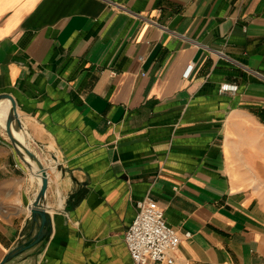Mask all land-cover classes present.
Masks as SVG:
<instances>
[{"label":"crops","instance_id":"crops-1","mask_svg":"<svg viewBox=\"0 0 264 264\" xmlns=\"http://www.w3.org/2000/svg\"><path fill=\"white\" fill-rule=\"evenodd\" d=\"M2 94L52 218L9 264H135L147 197L192 234L173 264H264V0H0ZM40 186L0 134V262Z\"/></svg>","mask_w":264,"mask_h":264},{"label":"built area","instance_id":"built-area-1","mask_svg":"<svg viewBox=\"0 0 264 264\" xmlns=\"http://www.w3.org/2000/svg\"><path fill=\"white\" fill-rule=\"evenodd\" d=\"M223 57L222 53L218 54ZM194 65H189L184 78H189ZM236 86L223 84L221 92H234ZM182 237L189 239L190 232L180 234L171 227L165 218V212L152 198L137 202V214L125 234V244L135 264L166 263L173 264L182 242Z\"/></svg>","mask_w":264,"mask_h":264},{"label":"water","instance_id":"water-1","mask_svg":"<svg viewBox=\"0 0 264 264\" xmlns=\"http://www.w3.org/2000/svg\"><path fill=\"white\" fill-rule=\"evenodd\" d=\"M4 99L10 100L12 104L6 119V132L11 145L19 155L23 156L24 161L36 172L41 180L39 192L30 207V218L25 230V236L0 262V264H9L23 253L34 248H36L35 255H40L45 250L52 234V218L44 208V201L49 185V172L40 158L25 143L14 136L13 129L21 131L22 124L17 113L14 98L8 94L0 95V100ZM32 163H34L36 170Z\"/></svg>","mask_w":264,"mask_h":264},{"label":"rangeland","instance_id":"rangeland-1","mask_svg":"<svg viewBox=\"0 0 264 264\" xmlns=\"http://www.w3.org/2000/svg\"><path fill=\"white\" fill-rule=\"evenodd\" d=\"M6 119H7V118L0 119V125H1V124H4V126L6 127ZM2 129H3V128H2ZM3 130L6 131V129H3ZM23 133H24V132H23ZM0 134H2V136L4 137V139L7 140V143L10 142V139L7 138L8 135H5V134L2 132L1 129H0ZM13 134H14V136H15L17 139H19L17 135H18V134H21V133H20L19 130L13 129ZM21 136H22V138H20V141L26 144L27 141H26L25 136L22 135V134H21ZM27 146H28V144H27ZM33 166H34V169H36L34 163H33Z\"/></svg>","mask_w":264,"mask_h":264},{"label":"bare ground","instance_id":"bare-ground-1","mask_svg":"<svg viewBox=\"0 0 264 264\" xmlns=\"http://www.w3.org/2000/svg\"><path fill=\"white\" fill-rule=\"evenodd\" d=\"M8 116H6V115H4V114H0V119H4V118H7ZM20 133L22 134V135H24V133L22 132V131H20ZM21 134H18L17 136H18V138H19V140H20V138H22V136H21ZM36 170V169H35ZM41 181V180H40Z\"/></svg>","mask_w":264,"mask_h":264}]
</instances>
